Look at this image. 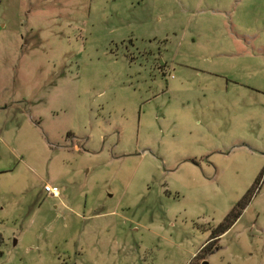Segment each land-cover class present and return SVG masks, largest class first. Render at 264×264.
Returning a JSON list of instances; mask_svg holds the SVG:
<instances>
[{
  "label": "rangeland",
  "instance_id": "374dc122",
  "mask_svg": "<svg viewBox=\"0 0 264 264\" xmlns=\"http://www.w3.org/2000/svg\"><path fill=\"white\" fill-rule=\"evenodd\" d=\"M203 263L264 264V0H0V264Z\"/></svg>",
  "mask_w": 264,
  "mask_h": 264
},
{
  "label": "trees",
  "instance_id": "16d2710c",
  "mask_svg": "<svg viewBox=\"0 0 264 264\" xmlns=\"http://www.w3.org/2000/svg\"><path fill=\"white\" fill-rule=\"evenodd\" d=\"M235 214H231L229 217H228V219L227 220H233V222H235V219H236V216H234ZM226 220V221H227ZM233 224V223H232ZM231 225H229V227H230ZM221 234H218V235H213L210 239H209V242L203 247V249L202 250H205V249H207V248H211V246L212 245H214V242L217 240L216 238L218 237V236H220Z\"/></svg>",
  "mask_w": 264,
  "mask_h": 264
},
{
  "label": "built area",
  "instance_id": "2783aa9c",
  "mask_svg": "<svg viewBox=\"0 0 264 264\" xmlns=\"http://www.w3.org/2000/svg\"><path fill=\"white\" fill-rule=\"evenodd\" d=\"M45 192L52 196H58L59 195V190L56 187H51L50 185L46 184L44 186Z\"/></svg>",
  "mask_w": 264,
  "mask_h": 264
},
{
  "label": "water",
  "instance_id": "95a60500",
  "mask_svg": "<svg viewBox=\"0 0 264 264\" xmlns=\"http://www.w3.org/2000/svg\"><path fill=\"white\" fill-rule=\"evenodd\" d=\"M203 264H207V263H203Z\"/></svg>",
  "mask_w": 264,
  "mask_h": 264
}]
</instances>
